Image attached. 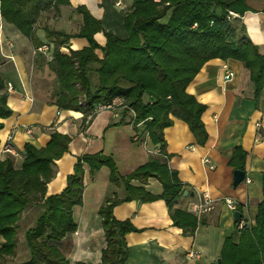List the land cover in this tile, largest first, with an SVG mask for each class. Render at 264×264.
Wrapping results in <instances>:
<instances>
[{
	"label": "trees",
	"instance_id": "trees-1",
	"mask_svg": "<svg viewBox=\"0 0 264 264\" xmlns=\"http://www.w3.org/2000/svg\"><path fill=\"white\" fill-rule=\"evenodd\" d=\"M69 0H0V18L12 24L35 48L33 25L52 6ZM122 19L124 37L104 31L100 19L84 5L74 8L80 15L77 31L45 28L52 44L48 65L56 76L52 91L54 104L65 110H82L89 114L98 103L115 97L123 100L124 110L134 113L132 123L143 124L151 144L159 149L148 160L127 175H120L110 157L101 153L78 156L73 172L66 177L60 193L45 195L46 184L54 174V162L68 149L70 138L52 132L42 148L26 143L22 163L15 168L9 158L0 161V256L14 252L16 231L22 213L33 205L42 209L34 224L24 230L27 260L13 264H69L60 243L74 233L76 224L72 208L80 205L83 192V170L87 165L93 175L102 166L109 169V182L122 186V195L112 193L98 209L106 242L97 264H124L128 250L124 236L136 231L130 221H118L112 209L117 204L140 200H164L173 225L184 235L192 236L198 219L178 202L185 189L167 165L163 131L172 124L171 116L184 121L196 142L207 138L201 114L205 106L197 102L186 87L207 60L236 59L249 71L253 99L260 97L264 86V55L248 40L240 17L249 10L247 0H136ZM232 12L237 16L229 14ZM103 31L105 44L100 46L94 34ZM71 38H84L87 46L60 51ZM101 50V56L96 50ZM4 80L0 75V119L11 115L6 95L1 92ZM84 102L82 106L81 103ZM2 123L0 122V129ZM246 153L236 147L229 165L245 168ZM149 178L161 184V192L153 194L145 188ZM135 181L136 184L131 182ZM262 200L257 205L253 225H243L237 244L225 238L219 262L212 264H264V172ZM241 211V207L238 208ZM243 220L235 221V226Z\"/></svg>",
	"mask_w": 264,
	"mask_h": 264
},
{
	"label": "crops",
	"instance_id": "crops-1",
	"mask_svg": "<svg viewBox=\"0 0 264 264\" xmlns=\"http://www.w3.org/2000/svg\"><path fill=\"white\" fill-rule=\"evenodd\" d=\"M118 1L120 7L116 5ZM135 1L69 0L68 5L59 6L58 13L51 6L33 25L34 37L40 44H51L46 38L45 28L66 33L77 31L81 17L73 10L79 5H84L95 18L101 20L104 31L124 37L122 19ZM247 4L249 10L240 19L248 40L264 55V0H247ZM50 10L53 12L48 13ZM104 35L103 31L94 34L100 46L105 44ZM85 46L87 41L84 38H71L67 45L60 47V51L68 53L69 49L78 50ZM34 50L35 46L29 38L0 18V75L4 80L1 92L6 95V104L11 110L9 117L0 119V149L8 136L13 148L12 153L0 152V161L9 158L13 166L19 168L26 143L42 148L50 140L52 132L67 135L70 138L68 149L54 162L53 177L45 188L46 196L63 190L66 177L73 172L78 156L101 153L110 157L122 176L144 164L152 154L149 149L155 147L149 138L143 143V124L134 125L132 113L124 108L101 110L88 117L90 113L82 110L56 107L52 97L55 73L49 67L46 55L34 53ZM95 52L99 57L102 54L99 49ZM226 71L233 73L228 80L224 79ZM251 84L249 71L241 62L218 58L207 60L188 84L186 92L205 106L201 121L207 138L203 145H199L187 124L171 116L172 124L163 131L167 165L187 190L185 197L182 195L179 199L180 208L187 210L191 199L203 191L215 200L214 207L198 218L194 234L188 236L173 225L162 199L117 204L112 209L113 217L118 221L128 220L136 228V231L124 236L128 250L124 264L216 263L224 239L230 237L237 244L240 238V231L234 224V211L226 206L224 198L246 204L240 211L241 216L249 225L254 224L257 205L263 198L264 86L256 100L253 99ZM238 146L246 153L245 179L234 188V168L229 165V160ZM205 159L208 163L204 162ZM131 183L136 184L135 181ZM160 186L155 178H149L145 184V188L153 194L161 192ZM112 193L121 196L122 186L109 182V169L102 166L92 175L85 165L82 202L72 208L76 229L59 245L69 264L100 262L106 242L98 209ZM41 209L38 205L29 206L18 224L29 215L35 221ZM27 228L17 229L14 252L0 256V264L28 259L23 236ZM2 241L0 237V243ZM188 251L197 255L189 257Z\"/></svg>",
	"mask_w": 264,
	"mask_h": 264
},
{
	"label": "built area",
	"instance_id": "built-area-1",
	"mask_svg": "<svg viewBox=\"0 0 264 264\" xmlns=\"http://www.w3.org/2000/svg\"><path fill=\"white\" fill-rule=\"evenodd\" d=\"M116 5L120 7L121 4L118 1V2H116ZM229 14H231L233 16L235 15L232 12H229ZM8 46H11V44L8 43ZM51 46H52V44L42 43L38 47L35 48L34 53L45 54L47 59L51 60L52 59V54L50 52ZM232 76H233V73L231 71H226V74L224 75V79L228 80ZM8 88L9 89L11 88L10 84H8ZM81 104L83 106L84 102ZM124 107H126V105L123 104V100L119 97H115L111 100V103L106 102V103H98L97 105H95L88 117H90L93 113H95L97 111L114 110L116 108H124ZM129 111L132 113V116L134 117L133 111L131 109H129ZM144 135H145V139H144L143 143H145L146 140L148 139V132H145ZM10 139H11V137L8 136L6 142L1 146V149H0L1 153H12L13 148H12V145L10 144ZM149 152L152 154H158L159 149L155 147L153 149H149ZM204 162L208 163V160L205 159ZM208 167L212 169L211 165H209ZM214 202H215V200L212 199V197L209 195V193L206 191H203V192H200L199 194H197L194 199H191V201L187 205V211L190 212V214H193L198 219L213 209ZM223 202L226 204V206L231 211L239 210L238 209L239 207H241V209H244L246 207V204L241 205V204L237 203L234 199H231V198H224ZM243 225H249V224L247 222H245L244 220H241L237 225V229H241L243 227ZM195 255H197V253H194L192 251L187 252V256H189V257H193Z\"/></svg>",
	"mask_w": 264,
	"mask_h": 264
},
{
	"label": "water",
	"instance_id": "water-1",
	"mask_svg": "<svg viewBox=\"0 0 264 264\" xmlns=\"http://www.w3.org/2000/svg\"><path fill=\"white\" fill-rule=\"evenodd\" d=\"M245 179V172L243 170L234 169L233 170V179L232 186L235 188L239 183H241ZM187 194V190L184 189L182 195L185 197ZM234 220L237 221L241 217V212L239 210H235L233 212ZM220 259L217 260L219 262Z\"/></svg>",
	"mask_w": 264,
	"mask_h": 264
},
{
	"label": "rangeland",
	"instance_id": "rangeland-1",
	"mask_svg": "<svg viewBox=\"0 0 264 264\" xmlns=\"http://www.w3.org/2000/svg\"><path fill=\"white\" fill-rule=\"evenodd\" d=\"M53 12L52 10H50L48 13ZM34 221V218H31V216L29 215V217L26 219H24V221H22L21 223L18 224V229H24L26 226L29 227V225Z\"/></svg>",
	"mask_w": 264,
	"mask_h": 264
}]
</instances>
